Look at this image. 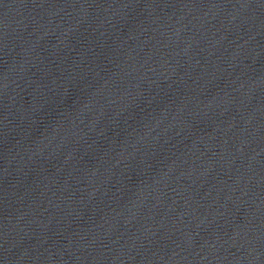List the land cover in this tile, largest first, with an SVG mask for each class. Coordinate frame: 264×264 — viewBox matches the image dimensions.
Masks as SVG:
<instances>
[{
	"label": "water",
	"instance_id": "water-1",
	"mask_svg": "<svg viewBox=\"0 0 264 264\" xmlns=\"http://www.w3.org/2000/svg\"><path fill=\"white\" fill-rule=\"evenodd\" d=\"M0 264H264V0H0Z\"/></svg>",
	"mask_w": 264,
	"mask_h": 264
}]
</instances>
